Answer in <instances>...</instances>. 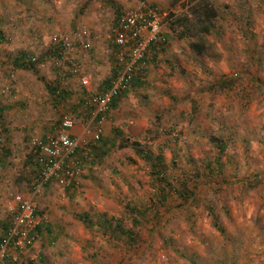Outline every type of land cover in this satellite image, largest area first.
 <instances>
[{
    "label": "rangeland",
    "instance_id": "obj_1",
    "mask_svg": "<svg viewBox=\"0 0 264 264\" xmlns=\"http://www.w3.org/2000/svg\"><path fill=\"white\" fill-rule=\"evenodd\" d=\"M143 1L170 13L167 44L148 54L143 85L112 107L74 189L49 183L32 196L30 141L101 91L115 70L116 16ZM203 2L217 16L198 54L189 34ZM82 29L87 49L53 55L54 36ZM71 68L88 87L62 79ZM48 84L66 91L59 104ZM86 120L78 114L77 137L95 130ZM17 194L45 220L19 264H264V0H0L1 233ZM101 220L133 230V241Z\"/></svg>",
    "mask_w": 264,
    "mask_h": 264
},
{
    "label": "built area",
    "instance_id": "obj_2",
    "mask_svg": "<svg viewBox=\"0 0 264 264\" xmlns=\"http://www.w3.org/2000/svg\"><path fill=\"white\" fill-rule=\"evenodd\" d=\"M169 15L143 1L118 16L112 29L113 43L117 48L115 70L106 90L86 94L78 104L77 112L65 115L53 134L30 141V151L39 164L31 183L32 196L49 183H55L64 191L74 189L78 178L94 159L103 125L111 120L113 100L129 89L133 78L144 80L148 54L153 48L165 47L167 40L163 27ZM87 38L86 29L76 32L73 37L54 36L52 51H58L62 58L74 44L85 50L89 47ZM69 74L78 77L83 88L89 86L88 77L80 75L77 68H71ZM78 114L86 116V131L92 125L95 127L94 131L87 133V138L73 136L70 132L76 127ZM13 199L16 208L0 235V264H19L23 251L37 241L38 226L45 222L32 198L17 194Z\"/></svg>",
    "mask_w": 264,
    "mask_h": 264
},
{
    "label": "trees",
    "instance_id": "obj_3",
    "mask_svg": "<svg viewBox=\"0 0 264 264\" xmlns=\"http://www.w3.org/2000/svg\"><path fill=\"white\" fill-rule=\"evenodd\" d=\"M196 13L200 14V16H202V19L199 21L201 24V27L199 28V33L198 31L196 33H191L189 34V37L194 41H192L189 45H190V48L192 51L200 54L202 53L203 51V41H202V35H204L205 33H207L211 28H213V22H214V19L216 18L217 16V13H216V10L214 9L213 6L211 5H208L206 2H203L202 4H198L196 6ZM195 9H194V12H195ZM121 13L117 14L116 16V19H115V23H116V20L118 18V16L120 15ZM186 20H187V17H183L182 19H178L176 20L175 22L171 23L172 26L173 25H178L181 27H184L185 26V23H186ZM114 23V25H115ZM171 26V25H170ZM187 32L189 33V31L187 30ZM186 33V32H185ZM166 37V40H167V36ZM167 44V42H166ZM155 49V48H153ZM53 55L61 58V54L58 53V51H52ZM20 63V64H19ZM17 64L20 65V67L22 68H26V69H32L33 68V64L32 62L30 61H25V58H22V59H18L17 60ZM70 70V69H69ZM69 70L68 72L65 74L62 72L60 73V76L62 77V79H65V78H69L71 77V75L69 74ZM108 82L109 80H106L104 81V89H102L99 93H102L106 90L107 88V85H108ZM140 80L138 78H133L131 83H130V86L133 85H138V86H141L143 85V83H139ZM56 86V85H55ZM55 86H51V85H47V88H48V91H49V94L54 98V101L59 104L60 101H63L64 100V96L67 95L66 91L64 90H57V87ZM129 90H130V87L128 90H126L125 92H123L122 94H120L119 97L115 98L112 102V107H115L116 106V103H117V100L119 98H121L122 96H125L126 94L129 93ZM58 91V93H57ZM96 94V93H95ZM224 147L225 145L221 143V145L218 147L221 151L224 150ZM139 154H141L144 158H146V160H150V156L147 155V154H142V152L140 151V149L138 150ZM34 164H35V167L37 168L36 169V172L38 171L39 169V164L37 161H34ZM219 168V165L217 166ZM45 186V185H44ZM87 219V216L84 220ZM7 223H3L2 224V229H4V227H6ZM100 228H103L105 231H108V232H111V233H118L124 237H126L127 239H130V241H133V237H134V232L133 230L131 229H124L119 223H115V225L113 224V221H108V220H101V223L99 225ZM41 229L42 227L38 226L37 228V232L40 233L41 232ZM128 247H131L133 248L134 245H127Z\"/></svg>",
    "mask_w": 264,
    "mask_h": 264
},
{
    "label": "crops",
    "instance_id": "obj_4",
    "mask_svg": "<svg viewBox=\"0 0 264 264\" xmlns=\"http://www.w3.org/2000/svg\"><path fill=\"white\" fill-rule=\"evenodd\" d=\"M142 82V81H141ZM141 82H139V83H141ZM102 89H104V88H102ZM101 89V90H102ZM126 95H128V94H126ZM121 99H122V97L121 98H119L118 100H117V103H116V106H118V103L121 101ZM116 108V107H115ZM115 108H112V114H113V112L114 111H116V109ZM115 109V110H114ZM109 121H107L106 123H104V127H105V129L106 128H109ZM82 128L80 129L78 126H76L73 130H71L70 132H71V134L73 135V136H80L81 135V133H82ZM0 235H1V232H0Z\"/></svg>",
    "mask_w": 264,
    "mask_h": 264
}]
</instances>
